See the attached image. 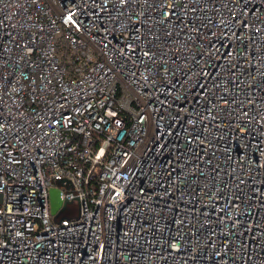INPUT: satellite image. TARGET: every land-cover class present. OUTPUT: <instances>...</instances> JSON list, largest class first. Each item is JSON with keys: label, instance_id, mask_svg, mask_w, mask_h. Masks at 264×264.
<instances>
[{"label": "built area", "instance_id": "2783aa9c", "mask_svg": "<svg viewBox=\"0 0 264 264\" xmlns=\"http://www.w3.org/2000/svg\"><path fill=\"white\" fill-rule=\"evenodd\" d=\"M0 264H264V0H0Z\"/></svg>", "mask_w": 264, "mask_h": 264}, {"label": "rangeland", "instance_id": "374dc122", "mask_svg": "<svg viewBox=\"0 0 264 264\" xmlns=\"http://www.w3.org/2000/svg\"><path fill=\"white\" fill-rule=\"evenodd\" d=\"M58 184L62 187H65L67 191H70L69 184L63 183V181H58ZM74 190V187L71 189ZM82 215V205L81 201L78 197L74 199H67L63 206L58 210L56 214H54L53 219L55 222L59 223L62 219L66 218L68 220H79Z\"/></svg>", "mask_w": 264, "mask_h": 264}, {"label": "water", "instance_id": "95a60500", "mask_svg": "<svg viewBox=\"0 0 264 264\" xmlns=\"http://www.w3.org/2000/svg\"><path fill=\"white\" fill-rule=\"evenodd\" d=\"M50 201H51V213L54 215L63 205L61 198V190L57 187H53L50 190Z\"/></svg>", "mask_w": 264, "mask_h": 264}]
</instances>
